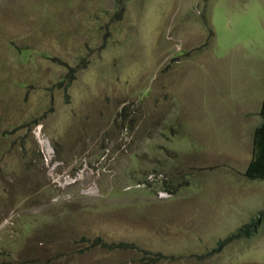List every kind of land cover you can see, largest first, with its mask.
Returning <instances> with one entry per match:
<instances>
[{"label":"rangeland","instance_id":"374dc122","mask_svg":"<svg viewBox=\"0 0 264 264\" xmlns=\"http://www.w3.org/2000/svg\"><path fill=\"white\" fill-rule=\"evenodd\" d=\"M261 14L264 0H0V264H264V218L211 252L264 210V180L244 176ZM37 125L76 184L54 183Z\"/></svg>","mask_w":264,"mask_h":264},{"label":"trees","instance_id":"16d2710c","mask_svg":"<svg viewBox=\"0 0 264 264\" xmlns=\"http://www.w3.org/2000/svg\"><path fill=\"white\" fill-rule=\"evenodd\" d=\"M122 12H123V7L118 6V9L116 11L118 16H120ZM55 58L56 57H53V59ZM73 70L74 69H71V71ZM68 77H70L71 78L70 80H72L74 78V73L71 72V74ZM127 109H128L127 107L123 108L122 120L126 118L128 115L126 111ZM258 114L261 120L254 127L253 139H252L253 140L252 156L244 170V176L250 180H256V179L264 180V94L261 100ZM161 180L164 182L162 185V190H166L172 194L175 191L172 185L168 183L167 179L161 178ZM157 181H160V180L157 179ZM263 218H264V210L260 211L258 215L254 217L250 223L243 224L241 227L238 228V230L235 233L230 234L229 237H227L225 240L220 241L218 243V247L214 248L211 252H215L219 250L224 243L230 240H233L234 238H239L240 236L247 235L248 233L252 231L253 228H255V226L259 223V221H261ZM83 240L85 239L83 238ZM100 242H101L100 239H98L96 242H93V243H100ZM103 246L109 249L134 248V245L129 242H119V243H113V244L105 242L103 243ZM158 255L162 256L160 253ZM153 262H154L153 260L149 261V263H153Z\"/></svg>","mask_w":264,"mask_h":264},{"label":"built area","instance_id":"2783aa9c","mask_svg":"<svg viewBox=\"0 0 264 264\" xmlns=\"http://www.w3.org/2000/svg\"><path fill=\"white\" fill-rule=\"evenodd\" d=\"M35 128L36 135L42 147L44 162L46 164L52 165L53 170H55L52 173V179L54 183L59 187H67L69 185L76 184L80 179H82L83 171L79 170L75 174L60 172L58 168L62 162L58 159L55 150H53L54 148L50 146L48 139L45 138L44 134L42 133L41 126L37 125ZM152 177L153 175H150V178ZM92 189L93 187H90V190ZM161 195L169 197L171 194L168 192H161Z\"/></svg>","mask_w":264,"mask_h":264},{"label":"crops","instance_id":"0c3cea01","mask_svg":"<svg viewBox=\"0 0 264 264\" xmlns=\"http://www.w3.org/2000/svg\"><path fill=\"white\" fill-rule=\"evenodd\" d=\"M259 24L264 27V14H261L259 17ZM262 100V99H261Z\"/></svg>","mask_w":264,"mask_h":264},{"label":"clouds","instance_id":"9594fccd","mask_svg":"<svg viewBox=\"0 0 264 264\" xmlns=\"http://www.w3.org/2000/svg\"><path fill=\"white\" fill-rule=\"evenodd\" d=\"M59 160H60V159H59ZM74 174H75V173H74ZM161 192H168V191H166V190H165V191H164V190H161ZM161 192H160V193H161ZM168 193H169V192H168ZM170 194H171V193H170ZM170 196H172V194H171ZM170 196H169V197H170Z\"/></svg>","mask_w":264,"mask_h":264}]
</instances>
